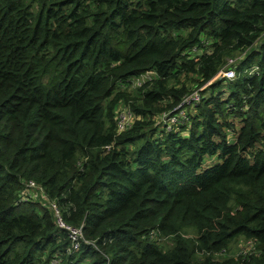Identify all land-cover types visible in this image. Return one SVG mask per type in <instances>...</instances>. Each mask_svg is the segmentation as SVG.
<instances>
[{"label":"trees","instance_id":"1","mask_svg":"<svg viewBox=\"0 0 264 264\" xmlns=\"http://www.w3.org/2000/svg\"><path fill=\"white\" fill-rule=\"evenodd\" d=\"M147 72L136 94L118 88ZM191 82L208 94L161 130ZM120 102L135 120L118 132ZM30 181L89 242L66 254L46 202L19 200ZM238 238L255 250L231 254ZM55 254L264 264V0H0V264Z\"/></svg>","mask_w":264,"mask_h":264},{"label":"built area","instance_id":"2","mask_svg":"<svg viewBox=\"0 0 264 264\" xmlns=\"http://www.w3.org/2000/svg\"><path fill=\"white\" fill-rule=\"evenodd\" d=\"M258 67L253 65L248 69L249 74L257 71ZM222 77L232 79L235 77V69L229 66L227 70L222 72ZM201 99L200 90L196 89L186 94L181 101L174 107L173 110H166L162 112L157 118V125L165 132H172L178 129L179 126L185 125L189 120V111L187 108H192ZM135 120V116L132 111L126 106L119 109L115 113V121L117 131L121 132L129 128ZM108 148V146H107ZM38 192V195L35 192ZM19 200H39L46 202L55 225L64 230L69 240V246L66 248V254H70L78 250L82 243H87L83 235L82 226H75L67 223L63 218L62 211L55 200H50L46 197L41 187L37 186L34 182L30 181L25 184V188L19 194ZM255 250L254 242L252 240L247 241V246L243 247L239 254L252 253ZM49 264H64L62 257L58 254L53 255Z\"/></svg>","mask_w":264,"mask_h":264},{"label":"rangeland","instance_id":"3","mask_svg":"<svg viewBox=\"0 0 264 264\" xmlns=\"http://www.w3.org/2000/svg\"><path fill=\"white\" fill-rule=\"evenodd\" d=\"M35 10H36V7H35ZM186 31L185 30H182L181 33H185ZM263 38V37H262ZM200 50H196V52L198 53ZM243 56V53L241 54H236V57H233L231 60H228V64H227V67L225 69H223L221 71V76H222V72L227 70V68L229 66H232L231 64H233L234 62H236L237 60H239L241 57ZM247 73H249V71L247 70L246 71ZM155 74L152 73V72H147L143 75H141L139 78H136L133 80L132 84H128V85H125V84H122L120 86H118L119 89L121 90H127L128 92L132 93V94H136V90H135V87H138L139 85H141L143 82H145L146 80H149L150 78L154 77ZM183 80L187 81L188 79H185L183 78ZM208 83L207 84H203L201 86H196L195 83L191 82V87L192 88H197L198 90H200V93L203 94L204 96L208 94V89H206ZM227 94H223L222 97L223 98H226ZM121 104H119V106L116 108L117 110L119 109H122L125 107V105L122 104V102H120ZM116 110V111H117ZM187 110L189 111V113H193L194 111V108H187ZM231 121L234 123V125L236 126V128L238 127V125L240 124L239 120L238 119H235V118H232L230 117ZM229 139H232L233 138V134L232 132L228 135ZM132 148V147H130ZM215 161H218V157L217 156H210V157H206V160H205V165H209L210 163H213ZM37 195H38V192L36 191L35 192ZM196 234V231L193 227H191V230L189 231L188 230V235H191V236H195ZM154 238L153 239H156L155 236H153ZM247 241L248 240H244L242 238H238L236 241H234L231 245V251L230 253L231 254H239L240 250L243 248V247H246L247 246ZM173 239L172 238H159V244L162 245V247H170L172 244H173ZM224 255H220V257H223Z\"/></svg>","mask_w":264,"mask_h":264}]
</instances>
